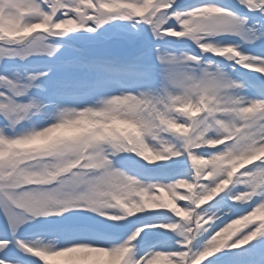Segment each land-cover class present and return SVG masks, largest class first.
Segmentation results:
<instances>
[{
    "label": "snow or ice",
    "instance_id": "obj_1",
    "mask_svg": "<svg viewBox=\"0 0 264 264\" xmlns=\"http://www.w3.org/2000/svg\"><path fill=\"white\" fill-rule=\"evenodd\" d=\"M0 223V264H264V0H0Z\"/></svg>",
    "mask_w": 264,
    "mask_h": 264
},
{
    "label": "rangeland",
    "instance_id": "obj_2",
    "mask_svg": "<svg viewBox=\"0 0 264 264\" xmlns=\"http://www.w3.org/2000/svg\"><path fill=\"white\" fill-rule=\"evenodd\" d=\"M230 2H235V0H230ZM186 168H187V166H185ZM3 227V224L2 223H0V228H2Z\"/></svg>",
    "mask_w": 264,
    "mask_h": 264
}]
</instances>
